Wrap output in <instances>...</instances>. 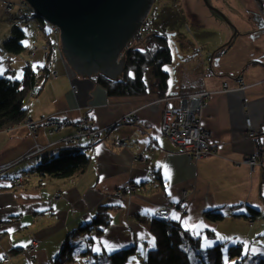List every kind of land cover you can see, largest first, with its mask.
<instances>
[{
	"label": "crops",
	"instance_id": "0c3cea01",
	"mask_svg": "<svg viewBox=\"0 0 264 264\" xmlns=\"http://www.w3.org/2000/svg\"><path fill=\"white\" fill-rule=\"evenodd\" d=\"M10 1L14 12L7 14L0 0V76L22 79L27 62L46 66L41 47L55 36L44 29L47 22L37 18L43 30H34L35 39L23 40L26 50L8 52L4 42L18 24L15 20L25 13L24 0ZM209 1L229 23L219 14L222 21L213 18L219 33L213 48L206 56L196 55L192 73L172 79L165 96L154 89L140 96H109L92 77L77 73L65 54L54 62L58 76L49 77L38 94L29 95L26 117L60 115L77 121L89 116L104 129L102 140L92 145L83 140L90 157L85 170L69 178H45L35 167L45 155H57L62 144L46 154L24 156L36 143L60 141L76 126L53 135L40 128L33 136L22 122L0 131V166L10 165L0 173V264L1 256L9 252L13 257L9 264H55L68 236L90 222L102 205L110 207L112 223L100 236L93 232L72 237L73 247L60 263L94 264V253L135 246L136 254L128 262L140 264L139 259L156 247L142 218L156 216L166 206L171 209L165 216L201 238V248L234 243L251 258L264 256V165L251 168L245 161L250 154L264 153V0ZM16 6L22 11L16 12ZM228 43L226 50L216 52ZM239 76L246 88L239 86ZM204 90L211 95L201 120L214 153L195 160L162 133V114L164 108L180 104L183 96ZM130 114L136 115L135 121H122ZM248 117L259 133L256 139L249 136ZM116 140L127 146L115 145ZM16 178L23 186L13 184ZM129 185L135 193L121 201L116 193ZM59 193L62 196L57 198ZM249 207L258 209L261 218H251ZM209 209L221 211L224 217L208 219ZM90 237H94L93 252L86 253ZM34 243L40 246L29 252Z\"/></svg>",
	"mask_w": 264,
	"mask_h": 264
},
{
	"label": "trees",
	"instance_id": "16d2710c",
	"mask_svg": "<svg viewBox=\"0 0 264 264\" xmlns=\"http://www.w3.org/2000/svg\"><path fill=\"white\" fill-rule=\"evenodd\" d=\"M39 21L43 20L39 19ZM11 33L10 38L4 42L5 49L16 54L25 51L24 29L16 25ZM155 37L158 38L157 42L155 41L154 46L147 50L129 48L125 54L124 71L117 79H112L100 72L92 78L93 81L101 85L109 96H140L150 93L153 89L157 90L160 96H165L169 91L171 80V74L165 66L173 61L172 48L169 47L164 35ZM229 46V43L225 44L216 52L222 53ZM42 69L43 73L40 75V73L36 74L30 66H26L22 79L7 75L0 76V131L24 122L28 111L26 101L29 95L38 94L50 76L48 67L45 66ZM89 162L90 157L86 153V147L68 146L63 147L57 155L47 154L42 157L35 170L45 178L48 176L69 178L85 170ZM124 192L127 190L124 189ZM118 199L123 201L124 198L118 197ZM98 210L90 222L72 231L62 248V255L72 249L73 245L69 243L72 237L83 233L89 235L93 232L97 236L104 234V230L112 223L111 210L107 205L100 206ZM249 214L254 220L262 216L261 212L254 207H249ZM205 216L214 221L224 217L217 209H209L205 212ZM142 221L147 224L155 237L156 247L149 250L147 257L139 259L140 264L142 261H145L144 264H264V256L254 255V258H251L243 254V246L234 243H228V245L218 243L209 249H203L201 238L165 215L146 216L142 218ZM93 239L94 237H90L86 240L88 243L86 253L93 252ZM135 254V246L118 249L115 252L104 249L93 254L94 264L106 262L127 264L129 258ZM61 257H57L55 264H63L60 263Z\"/></svg>",
	"mask_w": 264,
	"mask_h": 264
},
{
	"label": "water",
	"instance_id": "95a60500",
	"mask_svg": "<svg viewBox=\"0 0 264 264\" xmlns=\"http://www.w3.org/2000/svg\"><path fill=\"white\" fill-rule=\"evenodd\" d=\"M154 0H26L36 17L59 27L62 51L83 77L122 74L120 54L137 34ZM210 8L223 16L216 7Z\"/></svg>",
	"mask_w": 264,
	"mask_h": 264
},
{
	"label": "rangeland",
	"instance_id": "374dc122",
	"mask_svg": "<svg viewBox=\"0 0 264 264\" xmlns=\"http://www.w3.org/2000/svg\"><path fill=\"white\" fill-rule=\"evenodd\" d=\"M207 1L208 3H210L209 0ZM23 2L24 3H21L25 7L23 8L25 13L24 11L23 13L28 14L32 18L30 22H25L22 19L23 15L21 16L19 15L20 18L16 19L15 21L18 22L17 24L18 26H21L24 29V31L27 32L26 40H31V39L33 40L36 38V34L34 30H43V29L39 25L38 21H36L37 17L34 16L33 11H31L33 9L31 8L30 4H28L26 0H24ZM151 5L152 7L147 15V18L144 20V23L142 24L141 28L137 31V34H135L132 37V39L128 42L127 46L121 52L119 58L122 59L123 56L125 58V54L130 47L137 49L140 48L143 50L149 49L150 47L154 46L155 41L157 42L158 38L155 36L164 35L168 40L169 47L172 48V54H173L172 55L173 61L171 62V64L166 65L165 69L170 72L172 77L170 78L171 80L175 79V77L180 78L182 80L183 75L185 74L190 75L192 73L193 71L192 60L195 58V56L196 55L197 56L199 55L198 57H202L203 55L206 56L210 48L211 49L213 48L212 44L215 41L216 37L219 36V33H217L218 28L213 18L216 17V19L220 21H222V19L218 16L216 12L212 10V8H210L209 4H207L205 0H154ZM210 5L212 7H216L214 3H210ZM15 11L21 12L22 10L20 11L19 7L16 6ZM13 12L14 11L9 13L6 12V13L12 14ZM44 29L46 31H49L50 24L45 23ZM55 35H57L55 37L59 40L60 34L58 33ZM59 42H60L59 43L60 46L59 45L58 46L60 49L58 50V53L55 52L54 48L52 49V45H51L53 43L52 41L43 44L41 47V49L44 51L46 55V63H47L46 67L49 68V74H50L49 77L58 76V73L56 71H53V64L57 59L61 57L63 58L64 55V52L62 51V41L59 40ZM30 53L34 55L35 54L34 49ZM26 64L27 66L33 68L36 74L40 73L41 75L43 73L42 67L40 66L34 67L29 62H27ZM121 71L123 73L124 70L122 69ZM98 73L100 72L94 73L91 77L93 78ZM150 79L151 78H149V80ZM171 80H170V85H171ZM166 102L168 103L169 101ZM31 119L34 121L39 120V119L26 117L23 124H25V126L29 129L30 134L34 136L36 135L37 132L34 133L26 124L27 121ZM114 144L116 145L115 142ZM122 146H127V145L125 143V145ZM21 183L22 184L20 186L18 185L16 186L17 187L23 186V182ZM134 193L129 194L124 192L123 197L120 198L125 199V197L133 195ZM60 195L62 196L61 193ZM117 197L119 196L117 195ZM29 252H33V251L29 250ZM9 254L11 257L10 258L11 261V259L13 258L11 252L4 253L3 255H9ZM1 264H6V262H4L3 257L1 259ZM105 264H111V263L106 262ZM127 264H129V262Z\"/></svg>",
	"mask_w": 264,
	"mask_h": 264
},
{
	"label": "built area",
	"instance_id": "2783aa9c",
	"mask_svg": "<svg viewBox=\"0 0 264 264\" xmlns=\"http://www.w3.org/2000/svg\"><path fill=\"white\" fill-rule=\"evenodd\" d=\"M4 11L9 13L14 9V3L10 0H4L3 3ZM34 13L35 10H32ZM22 19L25 22H30L31 16L28 14H22ZM50 33L54 36L55 34H61V31L58 26L50 24ZM60 40V39H59ZM59 40L55 37L52 40V49L54 48L55 52L58 53ZM59 45V46H58ZM51 63V61H50ZM29 65V64H28ZM237 81L239 86L246 88L244 80L242 77H238ZM224 89L229 88L228 82H225ZM211 95L208 90L194 92L190 95H185L181 98L180 104H172L171 106L164 108L162 115V133L171 141V143L180 145L184 150H186L193 159H200L207 157V155L214 153V148L212 147L209 141V133L202 126L201 113L202 109L205 106V100ZM169 97L165 98V101H169ZM136 120V115H126L122 118L124 122H131ZM27 126L36 133L38 129L44 128L47 129L50 135H53L57 130L67 127V125L76 126V131L72 134H68L60 141L51 142L46 145L36 143V145L26 153L24 158L32 157L36 155L46 154L52 147H55L58 143H61L63 147L68 146H78L83 144L84 139H88L89 144H96L102 140L101 132L104 131L103 128H98L90 120L89 116H83L77 121L71 120L68 116L63 117L60 115L56 116H45L39 120H28ZM247 129L249 130V136L253 139H256L259 136L258 131L253 127L252 119L248 117L247 119ZM116 145H125L124 141H115ZM246 164L251 168H255L260 165H264V153L257 155L256 153L250 154L246 159ZM9 164L0 166V173L5 169L9 168ZM13 184L20 186L22 183L20 178H16L13 181ZM124 189L127 190L126 193L132 194L135 191L133 186H125L123 189L117 191L116 195L123 197ZM184 196V195H183ZM60 198V193L56 196ZM186 199V195L183 197ZM171 207L166 206L163 209L158 211L159 215H167ZM40 245L38 243L32 244L29 250L35 251ZM4 262L8 264L10 262V254L3 255ZM145 261H142L144 264Z\"/></svg>",
	"mask_w": 264,
	"mask_h": 264
},
{
	"label": "snow or ice",
	"instance_id": "6c2138e0",
	"mask_svg": "<svg viewBox=\"0 0 264 264\" xmlns=\"http://www.w3.org/2000/svg\"><path fill=\"white\" fill-rule=\"evenodd\" d=\"M245 250H246V252H247V245H245ZM254 251V250H253Z\"/></svg>",
	"mask_w": 264,
	"mask_h": 264
}]
</instances>
